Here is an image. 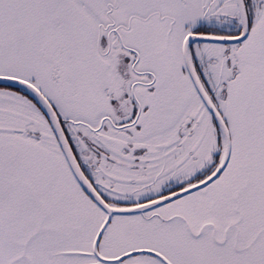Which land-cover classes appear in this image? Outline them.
I'll list each match as a JSON object with an SVG mask.
<instances>
[{
    "label": "snow or ice",
    "instance_id": "1",
    "mask_svg": "<svg viewBox=\"0 0 264 264\" xmlns=\"http://www.w3.org/2000/svg\"><path fill=\"white\" fill-rule=\"evenodd\" d=\"M0 264H264V0H0Z\"/></svg>",
    "mask_w": 264,
    "mask_h": 264
}]
</instances>
